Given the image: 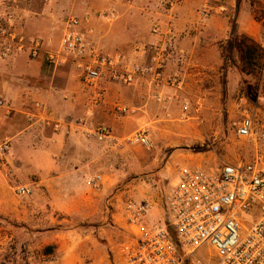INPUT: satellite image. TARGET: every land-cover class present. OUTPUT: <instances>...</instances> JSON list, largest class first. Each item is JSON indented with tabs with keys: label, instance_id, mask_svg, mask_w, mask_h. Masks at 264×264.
<instances>
[{
	"label": "crops",
	"instance_id": "obj_1",
	"mask_svg": "<svg viewBox=\"0 0 264 264\" xmlns=\"http://www.w3.org/2000/svg\"><path fill=\"white\" fill-rule=\"evenodd\" d=\"M104 8L115 12L113 21L100 22L93 14L94 7L85 0H60L50 4L44 0H20L19 12L28 38H53L54 34L46 36V33L58 30V19L65 12L79 18L88 15L83 27L92 30L94 42L106 51L124 53L132 62L140 64L149 63L152 54L151 51L136 52L134 46L157 44L171 28L182 62L178 64L172 58L166 66L165 77L177 76L180 83L178 88H161V93L169 98L165 102L154 99L149 77L139 78L131 86L106 83L105 100L92 108L93 116L89 117L86 115L88 96L72 66L53 67L26 55L6 61L0 59V98L9 101L13 108L10 115L0 108L8 117L3 124L5 140L16 141L12 150L10 142L9 161L15 169L20 167L37 174L39 180L35 184L59 181L63 169L68 167L66 172L73 179L85 173L90 166L86 158L88 149L91 143L97 145L84 132L91 124L104 121L115 133L126 134L145 123L175 115L179 99L199 105L206 118L218 114L221 98L236 108L234 95L239 93L241 75L235 67L226 66L221 54L230 37L231 19L237 15L238 34L264 44V27L247 12L245 0H116L105 3ZM151 22L158 23L159 34L151 32ZM229 54L232 61L237 59L235 50H229ZM35 103L41 107L36 109ZM118 105H126L122 107L128 112L119 113L115 108ZM124 115L129 126L122 127L119 117ZM179 130L188 132L189 129L180 126ZM72 152L78 156L71 157L74 164L69 160Z\"/></svg>",
	"mask_w": 264,
	"mask_h": 264
},
{
	"label": "built area",
	"instance_id": "obj_2",
	"mask_svg": "<svg viewBox=\"0 0 264 264\" xmlns=\"http://www.w3.org/2000/svg\"><path fill=\"white\" fill-rule=\"evenodd\" d=\"M19 11L20 0H0V59L6 61L26 55L53 67L72 66L88 96L86 115L89 117L93 116L92 108L104 102L106 83L131 86L139 78L149 77L157 102L169 100L161 93L162 87L178 88L177 76L165 77L166 66L172 58L178 64L182 62L171 28L157 44L134 46L136 52L151 51L149 63L140 64L132 62L124 53L106 51L94 42L92 30L83 27L88 15L66 18L59 40L51 46L50 39L25 35ZM97 17L111 22L115 12L105 10ZM151 32L160 33L157 22H151ZM179 101L185 115L190 110V102ZM34 107L39 109L41 105L35 103ZM0 108L7 115L13 111L10 102L3 98H0ZM236 110L240 121L235 134L243 144L235 157L220 159L212 166H179L174 184L164 196L163 218L154 215V205L149 201L126 200L122 218L129 229V239L104 263L82 259L76 264H264V115L243 96L237 100ZM117 111L128 112L125 107H117ZM54 124L57 129L58 123ZM84 132L104 155L112 154L123 144L145 148L151 145L150 134L144 128L124 138L98 123L91 124ZM9 151L10 142H2L0 156ZM84 180L96 188L102 182V175L89 174ZM15 191L21 197L32 193L29 186H18ZM205 246L214 253V261L202 259L200 252Z\"/></svg>",
	"mask_w": 264,
	"mask_h": 264
},
{
	"label": "rangeland",
	"instance_id": "obj_3",
	"mask_svg": "<svg viewBox=\"0 0 264 264\" xmlns=\"http://www.w3.org/2000/svg\"><path fill=\"white\" fill-rule=\"evenodd\" d=\"M52 1L60 0H44V3ZM85 1L94 7L93 14L97 16L107 10L105 3L116 0ZM245 3L247 12L253 18L257 16L256 20L264 27V0H245ZM68 17L78 15L65 12L58 19V30L46 33V36L55 35L46 38L50 39L51 46L59 40L63 21ZM260 46L264 50V44ZM256 82L259 86L252 92L253 97L246 98L253 100L251 106L264 115L261 76H243L234 99L237 101L245 96L241 91L247 84ZM122 106L126 105L115 108ZM177 107L175 115L145 123L122 135L115 133L106 122H97L108 126L120 138L144 127L150 133L151 145L145 148L123 144L112 154L104 155L95 143H91L86 157L90 166L76 179L68 176V167L63 169L59 181L35 184L39 180L37 174L20 167L15 169L9 161L10 151L0 156V264H76L82 259L104 263L129 239V229L122 218V205L126 200L149 201L154 205V215L163 218L164 196L173 186L179 166H212L220 159L237 155L243 142L235 134L240 115L233 105L229 106L221 98L218 114L213 118L202 115L197 104H190L185 115L181 104ZM125 117L127 115L119 117L122 127L129 126ZM7 120L8 117L0 112V144L7 139L3 129ZM180 126L187 127L188 132L180 131ZM12 141L11 150L16 142ZM73 156L78 157L73 152L69 154L72 164L75 163ZM85 174H101L99 187L88 186ZM53 176L57 177L58 173ZM18 186H29L31 195L19 196L15 191ZM200 254L204 261H214V253L208 246L202 248Z\"/></svg>",
	"mask_w": 264,
	"mask_h": 264
},
{
	"label": "trees",
	"instance_id": "obj_4",
	"mask_svg": "<svg viewBox=\"0 0 264 264\" xmlns=\"http://www.w3.org/2000/svg\"><path fill=\"white\" fill-rule=\"evenodd\" d=\"M255 19H258L255 16ZM236 20L237 15L231 19V33L229 40L222 47V58L227 62L226 66L235 67L236 70L241 75V78L245 75H259L264 81V50L260 44L256 43L250 37L244 34H238L236 32ZM235 50L237 59L235 61L231 60L229 50ZM259 84L256 82L253 85L247 84V88L243 89L241 92H244L243 96L249 103H253V100L250 101L247 98H252V92L256 91ZM247 97V98H246ZM170 235L173 239V242L176 243L173 232L169 230ZM177 244V243H176Z\"/></svg>",
	"mask_w": 264,
	"mask_h": 264
}]
</instances>
